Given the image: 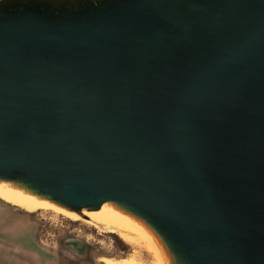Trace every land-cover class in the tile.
<instances>
[{
	"label": "water",
	"instance_id": "water-1",
	"mask_svg": "<svg viewBox=\"0 0 264 264\" xmlns=\"http://www.w3.org/2000/svg\"><path fill=\"white\" fill-rule=\"evenodd\" d=\"M0 181L264 264V0H0Z\"/></svg>",
	"mask_w": 264,
	"mask_h": 264
},
{
	"label": "rangeland",
	"instance_id": "rangeland-1",
	"mask_svg": "<svg viewBox=\"0 0 264 264\" xmlns=\"http://www.w3.org/2000/svg\"><path fill=\"white\" fill-rule=\"evenodd\" d=\"M138 251L152 263L151 255ZM132 255L118 236L50 211L28 214L0 201V264H104L105 257Z\"/></svg>",
	"mask_w": 264,
	"mask_h": 264
},
{
	"label": "bare ground",
	"instance_id": "bare-ground-1",
	"mask_svg": "<svg viewBox=\"0 0 264 264\" xmlns=\"http://www.w3.org/2000/svg\"><path fill=\"white\" fill-rule=\"evenodd\" d=\"M0 201L18 208L28 214L38 211H50L71 222H82L97 231L118 236L132 248L131 258H102L104 264H147L139 255L144 250L151 255L150 264H169L159 242L152 232L140 221L119 210L110 203H104L98 210L82 209L71 211L48 200L39 198L12 182L0 181Z\"/></svg>",
	"mask_w": 264,
	"mask_h": 264
}]
</instances>
